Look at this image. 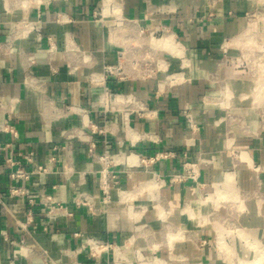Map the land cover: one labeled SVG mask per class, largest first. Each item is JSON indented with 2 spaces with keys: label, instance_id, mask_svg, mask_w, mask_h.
<instances>
[{
  "label": "crops",
  "instance_id": "obj_1",
  "mask_svg": "<svg viewBox=\"0 0 264 264\" xmlns=\"http://www.w3.org/2000/svg\"><path fill=\"white\" fill-rule=\"evenodd\" d=\"M176 4L183 19L161 17L158 22L146 15L142 0H123L120 17L132 25L120 27L110 18L112 9L99 7L100 0H0V264H168L162 258L164 246L150 237L153 229L135 227L119 205L134 200L130 189L148 177L137 165V154L146 158L171 145L177 153L196 157L198 145L208 151L224 148L222 130L214 124L218 111H201V97L212 90L204 81L213 68L211 54L224 37L241 29L238 17L193 21L203 12L197 0ZM153 20L178 35L194 64L190 73L177 69L181 82L166 84L159 93L155 81L103 70L105 61L115 64L117 55L133 44L136 21L150 27ZM70 43L76 50L68 48ZM135 100L144 104L143 114L122 113ZM184 108L201 123L200 135L184 129ZM246 114L254 136L237 142L246 169L256 165L259 172L255 187L262 208L257 213L263 219L264 129L257 115ZM5 125L16 137L2 131ZM104 154L113 156L117 188L122 189H112L108 205L101 202V164L96 160ZM179 165L180 159H173L155 168L168 173ZM38 167L40 174L28 180L10 177ZM244 176L241 186L253 187L250 174ZM21 188L30 192L31 204L11 194ZM163 195L168 200L189 198L183 186ZM45 196L60 208L44 206ZM78 198L86 205H77ZM158 219L159 213L145 216L149 225L157 226ZM98 243L110 251L92 257L90 247Z\"/></svg>",
  "mask_w": 264,
  "mask_h": 264
},
{
  "label": "rangeland",
  "instance_id": "obj_2",
  "mask_svg": "<svg viewBox=\"0 0 264 264\" xmlns=\"http://www.w3.org/2000/svg\"><path fill=\"white\" fill-rule=\"evenodd\" d=\"M142 1L148 8L146 15L156 18V21L161 17L183 19L176 0ZM197 1L203 12L193 21L202 22L224 15L230 21L238 17L241 25L238 33L224 37L211 54L214 57L213 68L204 81L212 90L201 97V111L208 107L218 111L214 124L222 130L225 146L208 151L198 145L196 157L189 156L186 151L177 153L171 145L167 146L168 150L146 158L137 154L140 161L137 165L145 169L148 177L130 189L135 199L121 203L119 208L128 213L135 227L144 231L150 227L153 229L150 237L164 246L166 251L162 258L168 264H264V218L257 213L261 211L262 204L257 203L261 195L255 187V177L259 172L256 165L252 170L246 169L237 142L240 137L254 136L246 113L257 115L260 129H264V0ZM122 4L123 0H100L99 7L105 5L113 10L110 18L116 21L117 26L130 27L132 24L120 17ZM97 14L99 19L100 11ZM154 22L145 27L136 21L133 44L124 49L123 54L117 55L115 64L105 61L103 70L111 69V73L124 78L155 81L159 93L164 85L181 82L176 76L177 69L180 74L190 73L194 64L186 56L178 35L169 27ZM68 48L76 50L73 43ZM135 101L134 107L126 108L122 113L136 111L142 115L145 106ZM180 113L183 127L189 135H200L201 123L190 109L184 108ZM112 157L110 154L96 157L101 164L99 189L104 205L110 203L112 189L122 190L117 188L118 173ZM173 159H180L176 170L161 173L155 168L159 162ZM223 161L227 164L224 165ZM211 172L217 175L210 177ZM245 172L250 174L253 187L241 186ZM178 186L187 190L189 198L166 199L164 191ZM77 205L86 204L80 201ZM148 212L159 213L157 226L156 223L149 225L145 222ZM154 227H157L156 234ZM104 247L99 251H110L109 247Z\"/></svg>",
  "mask_w": 264,
  "mask_h": 264
},
{
  "label": "built area",
  "instance_id": "obj_3",
  "mask_svg": "<svg viewBox=\"0 0 264 264\" xmlns=\"http://www.w3.org/2000/svg\"><path fill=\"white\" fill-rule=\"evenodd\" d=\"M46 40H47V43H48L50 49L51 50L55 49V46L53 44L52 39L50 37H48ZM115 71L116 70H114V72ZM104 73H106L108 75H115V76L116 75H119L118 73L117 74L111 73V69H105L104 70ZM2 131L6 132L8 134H11L13 137H16L15 130L12 127H10V126H7V125L3 126L2 127ZM93 148H94V143L91 142L89 144V152L90 153H92ZM26 159H27V161H31L32 157L31 156H28V157H26ZM41 171L42 170L39 167L37 168L36 171H30V172H24L23 170H17L15 172L11 173L10 174V177L12 179L28 180L30 177L40 174ZM11 194L12 195H15V196H18V197H21V198H24L29 204L32 203V200L30 198V192L27 189H25V188H23V189L22 188L21 189H13V190H11ZM41 203L44 206L50 205V206H55V208H60V206L58 204H54L53 199L51 197H49V196L42 197ZM104 245H106V244H104V243H98V244L91 245V247H90V254H91V256L94 257V254L96 255L98 253H101L102 251H99V249L103 248ZM107 247H104V248L106 249Z\"/></svg>",
  "mask_w": 264,
  "mask_h": 264
}]
</instances>
